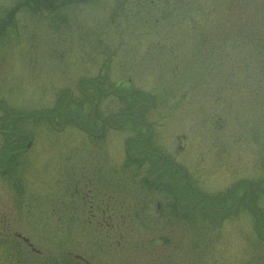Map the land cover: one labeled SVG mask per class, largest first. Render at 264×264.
<instances>
[{
  "label": "rangeland",
  "instance_id": "374dc122",
  "mask_svg": "<svg viewBox=\"0 0 264 264\" xmlns=\"http://www.w3.org/2000/svg\"><path fill=\"white\" fill-rule=\"evenodd\" d=\"M43 3L0 0V122L35 113L52 116L57 128L46 117L26 118L33 142L21 160L32 167L19 172L31 191L56 204L53 193H69L83 170L108 176L111 187L119 176L122 186H141L149 166L137 174L123 145L149 129L118 115L133 110L153 130L149 144L187 170L195 207L186 227L160 219L134 226L137 252L127 244L121 264H155L158 233L183 264H264L258 212L248 208L264 223V0H65L48 10ZM23 122L10 124L21 134ZM10 138L0 133V149ZM67 237L62 250L73 251L76 240ZM55 248L47 242L48 253Z\"/></svg>",
  "mask_w": 264,
  "mask_h": 264
},
{
  "label": "flooded vegetation",
  "instance_id": "af4514ba",
  "mask_svg": "<svg viewBox=\"0 0 264 264\" xmlns=\"http://www.w3.org/2000/svg\"><path fill=\"white\" fill-rule=\"evenodd\" d=\"M70 95L67 103L73 99L71 93ZM61 96L62 94L59 98ZM86 97L89 99L88 95ZM0 108L3 110V105L0 104ZM56 110L58 111L57 106ZM64 111L69 113L67 108H64ZM133 112L124 109L118 115H124L123 123L132 120L131 125H143L149 129L148 133L142 136L138 133L133 147L127 140L123 145L130 161L137 166V174L143 169H149L147 177L141 178V186L132 188L122 186L119 176L118 186L111 187L108 186V176L101 173L103 176L95 177L87 170H83L69 193L62 192L64 196L59 192L53 193L54 197L55 194L60 195L56 204H46L43 201L45 198L35 195L31 191L32 184L30 188L28 176H22L19 172L23 164L32 167L30 162L21 160V154L26 156L31 152L33 142L31 134H28L30 123L26 122V118L34 117L35 120H40L46 116L35 113L13 116L9 113L7 118L0 122V133L11 137L0 149V264H121V250L124 251L127 244L131 254L137 252L139 239L138 233L134 234V226L140 227L141 224H146L145 221L150 224L153 220L160 219L167 228L175 222L177 224L181 222L183 227H186L190 211L195 207V204L190 207L187 170L167 160L165 155L153 148L158 146L149 144L153 130L135 117ZM69 115L71 116L70 113ZM20 118L24 120L21 134L13 129V124H10L11 121ZM46 118L50 121V125L57 129L53 122L54 118L50 115ZM93 120L94 117H91V129H97L100 131L99 134H103V129L95 127ZM108 123L111 125L110 119ZM77 124L74 125L80 130L92 134L87 127ZM2 126L6 129H1ZM25 136L27 137L24 138ZM40 153L39 155L43 157L44 150L41 149ZM40 156L37 157V161ZM179 169L183 171L180 172ZM164 179H166L165 184H163ZM169 180L171 182H168ZM173 180L175 187H172ZM237 190L235 186L232 192L235 206L232 211L237 210ZM126 193H131L132 197L127 198ZM154 195L165 197L161 200ZM156 199L159 200L155 203ZM248 208L258 212L255 231L264 238V223L260 210L253 205H248ZM147 210L148 212H145ZM214 211L215 216V213L221 212L222 209ZM63 214H68L70 218L63 219ZM65 226L67 229H62ZM51 227L55 234H48ZM128 231L134 235L128 236ZM140 233L141 231L139 238L144 239L145 236ZM68 235L76 240L73 251L62 250L61 239L68 238ZM155 238L156 243L160 241L162 244L157 255L159 260L155 256L151 259L152 263L183 264L181 263L183 257H179L180 253L176 258L173 255L175 249L173 242H168L161 233ZM49 241H52L56 247L50 251L52 253L46 250ZM161 259L167 263H161Z\"/></svg>",
  "mask_w": 264,
  "mask_h": 264
},
{
  "label": "trees",
  "instance_id": "16d2710c",
  "mask_svg": "<svg viewBox=\"0 0 264 264\" xmlns=\"http://www.w3.org/2000/svg\"><path fill=\"white\" fill-rule=\"evenodd\" d=\"M45 1V9L48 10L49 7L56 9L58 6L64 4L65 0H44Z\"/></svg>",
  "mask_w": 264,
  "mask_h": 264
}]
</instances>
